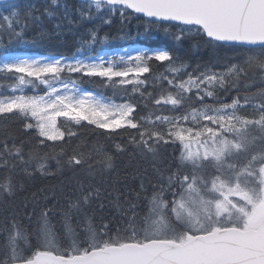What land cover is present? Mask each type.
Listing matches in <instances>:
<instances>
[{
  "label": "snow or ice",
  "instance_id": "obj_1",
  "mask_svg": "<svg viewBox=\"0 0 264 264\" xmlns=\"http://www.w3.org/2000/svg\"><path fill=\"white\" fill-rule=\"evenodd\" d=\"M144 18L171 47L110 50ZM191 40L234 55L193 65ZM129 149L153 173L113 197L96 166ZM65 170L89 180L16 204ZM105 196L119 225L96 216ZM0 207V264H264V0H0Z\"/></svg>",
  "mask_w": 264,
  "mask_h": 264
},
{
  "label": "trees",
  "instance_id": "obj_2",
  "mask_svg": "<svg viewBox=\"0 0 264 264\" xmlns=\"http://www.w3.org/2000/svg\"><path fill=\"white\" fill-rule=\"evenodd\" d=\"M35 3H42V0H33ZM73 2H77L73 0ZM147 20H136L133 19L130 24H128L124 31L128 33L126 39L121 40L119 38L110 39L109 47L110 49L122 48L129 45H141L145 47H171L172 42L165 37L163 33L153 32L151 34H146L144 32V21ZM120 26L117 24L112 28H105V32H108L110 37H118L120 32L118 28ZM103 34V33H102ZM196 41H186L184 44V49L187 51L191 48L190 53H188L191 63L195 65L196 63H206L210 60H214L217 56H227L231 57L234 54L227 49L216 52L214 49L209 48L206 45L196 47ZM26 47L32 50L34 54H43L47 55L52 52L62 51L65 55H70L75 51V48L71 47V40L68 41L67 46L57 47V42L48 43H36L29 44ZM155 67V65H154ZM162 71L163 69H159ZM86 88L95 89L97 86L92 84H85ZM103 91V89H101ZM143 114V113H142ZM20 128L19 123H12L9 125V129L16 135H20L18 129ZM81 138L87 139L89 141V147L92 144L99 143L105 147H109L108 142L104 140L103 137H93L92 131L90 128L81 129ZM85 151L88 149L85 148ZM165 160L170 161L172 159L173 149L167 147L162 149ZM97 167V173L95 174L93 183L98 184L102 189H107L112 192L113 197L118 195L120 192L127 193L129 189H138L140 183V178L144 174L145 170L151 175L153 169L151 167V162L145 158H142L139 154L133 152L132 149H129L128 152L117 156L115 161V170L112 172H104L103 175L99 174V165ZM77 179L84 180L85 183L88 182L89 177L86 171L77 170L75 173L69 170H65L62 174H57L55 177H42L37 175L34 180L26 181L25 188L26 191L19 194L16 204H20L24 197L30 196L32 192H37L39 189H47L52 185L57 186L58 188L67 186L69 184L74 185ZM67 188H65V191ZM103 203L105 205L103 210H100L97 206H94L96 211V216H105L109 219H112L115 224H120V213L112 206L110 199L106 196L103 197ZM8 205H5L7 207ZM3 207H0V213L3 212ZM59 226V225H57Z\"/></svg>",
  "mask_w": 264,
  "mask_h": 264
},
{
  "label": "rangeland",
  "instance_id": "obj_3",
  "mask_svg": "<svg viewBox=\"0 0 264 264\" xmlns=\"http://www.w3.org/2000/svg\"><path fill=\"white\" fill-rule=\"evenodd\" d=\"M126 47H128V48H138V47H145V46H141V45H137L136 44V45L125 46V47H122V48H114V49H110V50L120 51V50H122L123 48H126Z\"/></svg>",
  "mask_w": 264,
  "mask_h": 264
},
{
  "label": "water",
  "instance_id": "obj_4",
  "mask_svg": "<svg viewBox=\"0 0 264 264\" xmlns=\"http://www.w3.org/2000/svg\"><path fill=\"white\" fill-rule=\"evenodd\" d=\"M147 19V18H146Z\"/></svg>",
  "mask_w": 264,
  "mask_h": 264
}]
</instances>
